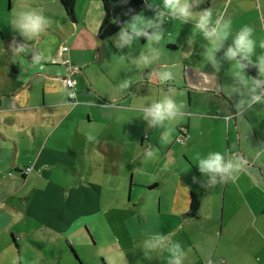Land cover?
<instances>
[{
  "label": "crops",
  "instance_id": "1",
  "mask_svg": "<svg viewBox=\"0 0 264 264\" xmlns=\"http://www.w3.org/2000/svg\"><path fill=\"white\" fill-rule=\"evenodd\" d=\"M52 1L58 11L44 12L48 34L7 40L14 50L0 59V260L12 264L14 254L29 248L47 258L44 245L53 241L46 234L55 230L66 238L68 255L75 252L87 264L73 237L84 228L93 246L126 264H136L134 256L139 264H168L167 253L145 259L142 250L132 252L159 233L181 243L183 264H264V235L255 227L264 214V103L238 107L251 100L256 69L244 70L247 82L233 78L224 56L229 40L215 54L217 71L205 61L209 41L189 20L163 24L160 59L129 70L139 54H147L145 39L117 49V33L98 37L100 0H75L72 18L59 0ZM153 2L159 6L160 0ZM206 7L215 16H231L234 30L252 26L257 41H264V0H202L194 14ZM154 10L145 5L141 12L151 17ZM49 36L55 41L49 58L36 65L32 56ZM20 46L26 51L17 54ZM163 70H172L175 79L161 85L156 73ZM65 78L73 81L71 89ZM124 79L132 81L128 90L119 87ZM173 94L183 109L171 130L152 129L137 116L146 102ZM180 128L187 137L178 144ZM165 133L168 143L161 140ZM147 151L154 156L146 158ZM209 151L241 161L237 178L202 176L196 155ZM154 190L151 206L147 198ZM193 200L196 213L187 215ZM239 205H248L254 222H247L241 237H231L224 212ZM38 225L41 233L50 231L39 238Z\"/></svg>",
  "mask_w": 264,
  "mask_h": 264
},
{
  "label": "clouds",
  "instance_id": "2",
  "mask_svg": "<svg viewBox=\"0 0 264 264\" xmlns=\"http://www.w3.org/2000/svg\"><path fill=\"white\" fill-rule=\"evenodd\" d=\"M202 0H160L159 6L153 0H145L148 9H155L151 17H145L141 13L134 14L131 20L123 24L115 37L113 43L117 49L131 48L141 37L150 44L147 54H139L128 66L129 70L143 68L157 62L161 56V41L164 37L162 25L166 22L181 21L187 23L189 20L195 21L196 32L202 33L209 41L208 47L204 52L205 61L210 63L217 71L219 62L216 59V52L219 51L226 41L230 43L224 49V56L231 64L233 78L241 82H247L245 69L254 67L257 77L253 79L251 89L253 94L251 100H245L238 107H243L244 103L260 104L264 103V53L257 54V48L264 49V41H257L254 29L248 24L240 25L233 29V18L231 16H215L212 7H206L194 14V10ZM51 21L42 10L28 8L17 12L9 22V27L25 41H35L38 37L48 34ZM55 41L49 36L43 40L39 47V53L32 56V62L36 65L41 64L49 58L51 45ZM17 54L25 52L22 46L17 48ZM255 56V59L253 57ZM123 66V62H121ZM161 85L175 79L172 70H163L156 73ZM132 81L124 79L119 85L120 89L128 90ZM259 89V91H257ZM183 104L177 102L175 94L165 96L155 101L146 102L138 117L147 122L148 127L163 128L166 125L171 127L180 119ZM87 139L93 141L95 135L89 131L86 133ZM161 140L168 143L169 136L165 133ZM153 151L146 152V158L154 156ZM195 165L198 167L202 176H212L214 174L226 175V179L234 180L241 171L242 162L236 159H229L222 151H209L204 154L197 153ZM186 210V209H185ZM145 259H150L152 254L164 252L168 254V264H183L186 253L181 243L172 240L166 234H149L140 244ZM125 264V258H124Z\"/></svg>",
  "mask_w": 264,
  "mask_h": 264
},
{
  "label": "rangeland",
  "instance_id": "3",
  "mask_svg": "<svg viewBox=\"0 0 264 264\" xmlns=\"http://www.w3.org/2000/svg\"><path fill=\"white\" fill-rule=\"evenodd\" d=\"M40 1H42V4H38L36 0H0V43H2L1 49L3 50V51L0 50V59H3L4 55H6L8 52H11V50H14V44H13L14 42L8 44L6 41L9 39L11 40L15 38H21L16 32H14L9 27L10 20L17 12L21 10H26L28 8L42 10L43 12L50 14L51 13L56 14V10L58 11V8H56L57 5L53 3L52 0H40ZM59 12L61 11L59 10ZM54 16L56 15H53L52 17ZM139 41H141V39ZM127 181L129 184V180ZM128 195L129 194L127 188L125 194L121 196V198L127 200ZM156 198H157V192H155L154 190L150 192L147 201L152 206L154 205L155 203L154 200ZM116 217L118 218L119 221V218H121L120 212H116ZM224 217H226V220L224 219L223 221L224 223L230 222L228 226L229 232L227 234L230 235L231 237H241L243 235V229L247 228V222H254L252 221L253 212L249 210L248 205L235 206L233 209L224 212ZM259 220H260L259 224L256 223L255 227L259 231H261L262 234L264 235V224L261 225L260 223V222H264V214H262ZM235 222L237 223L241 222V223L239 225H236ZM45 229L50 231L46 227L43 228V232L41 233L39 231L40 227L38 225L37 236L39 238L44 236ZM81 230L82 233H79V236L74 233L75 235H73V237L74 239H76L74 241L79 244L78 245L79 248L83 251V252L78 251V254L82 257L83 261H87L88 262L87 264H107V263L112 264V262L114 264H119L118 261L120 260L123 261L122 264H124L123 257H122L123 259L122 258L120 259L119 257L115 258V256L111 257L110 254L108 255L105 252H103L102 249L100 250L98 245L93 246L92 241H89V239L85 236L84 228H82ZM46 236L48 237L47 240L51 239L53 241L51 245L49 243H47V245H44L45 250L47 251L46 254V256H48L47 258H42L41 254H38L37 256L31 248H29L27 252H24V249H22V256L19 257L16 254H14V259H12V264H81V261L76 258L77 256L75 257L76 255L75 252H71V254L68 255V252L72 250L70 249L69 244L67 243L66 238L63 235H61L55 230H51L50 233L46 234ZM9 237L10 235L8 236V238ZM23 246L25 247L24 244ZM67 247L69 248V250L67 249ZM140 251L141 248H139L137 252L136 251H132V252H135L137 254L140 253ZM37 252L39 251L37 250ZM139 260L140 259L138 258V256L131 257V261L133 263L139 264ZM7 262L8 261L6 260H0V264H7Z\"/></svg>",
  "mask_w": 264,
  "mask_h": 264
},
{
  "label": "trees",
  "instance_id": "4",
  "mask_svg": "<svg viewBox=\"0 0 264 264\" xmlns=\"http://www.w3.org/2000/svg\"><path fill=\"white\" fill-rule=\"evenodd\" d=\"M65 14L73 17L75 0H59ZM103 16L98 29V37L106 39L116 34L120 27L131 20L134 14L140 13L145 7L144 0H100ZM144 39L143 37H141ZM250 73H255L254 67L246 68ZM197 202L193 200L187 215H194Z\"/></svg>",
  "mask_w": 264,
  "mask_h": 264
},
{
  "label": "built area",
  "instance_id": "5",
  "mask_svg": "<svg viewBox=\"0 0 264 264\" xmlns=\"http://www.w3.org/2000/svg\"><path fill=\"white\" fill-rule=\"evenodd\" d=\"M66 49V48H64ZM64 83L66 85V87L68 88H72V86L74 85L73 81L70 78H65ZM73 96L72 92H68V97L71 99ZM180 135L177 136L176 141L178 143H183L185 141V138L187 137V133L186 130L184 128H180L179 130ZM26 171H29V168L26 169Z\"/></svg>",
  "mask_w": 264,
  "mask_h": 264
}]
</instances>
